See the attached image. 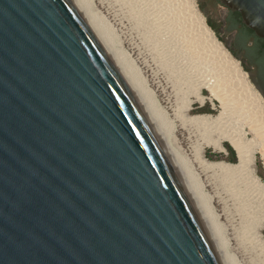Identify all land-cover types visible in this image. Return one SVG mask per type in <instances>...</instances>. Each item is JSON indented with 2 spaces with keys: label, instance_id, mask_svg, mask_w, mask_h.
<instances>
[{
  "label": "water",
  "instance_id": "1",
  "mask_svg": "<svg viewBox=\"0 0 264 264\" xmlns=\"http://www.w3.org/2000/svg\"><path fill=\"white\" fill-rule=\"evenodd\" d=\"M264 40V0H217ZM0 264H221L69 0H0Z\"/></svg>",
  "mask_w": 264,
  "mask_h": 264
},
{
  "label": "rangeland",
  "instance_id": "2",
  "mask_svg": "<svg viewBox=\"0 0 264 264\" xmlns=\"http://www.w3.org/2000/svg\"><path fill=\"white\" fill-rule=\"evenodd\" d=\"M87 1L91 5L90 7L91 12L96 14L97 17L100 18L99 20H101L102 24L104 23L103 25L107 29H109L108 32L109 33L111 32L110 34H112L111 37L113 38L112 41H114L113 44L116 46V48H118L119 50L123 52L136 78L139 80L141 88L146 92L150 100H152L153 104L155 105V113L157 114L158 118L162 120V122L165 124V127L169 131L167 135L168 141H169L168 144L171 147V149L174 150L177 156H179L186 164L189 174L193 178V181L196 184L199 192L201 193L207 205L209 206L210 211L214 217V220L220 228L221 235L223 236L225 240L226 248L231 255V262L233 264H263L261 262L263 258L260 255H258L259 253L255 249H253L252 246L247 241L246 233L244 232L243 225L240 222L241 217H239L238 212L235 211L232 200L229 197L228 191L226 190V184H225L226 182L223 181L222 178L218 176L217 173H213L209 169L205 168V164H204V161L205 162L224 161L226 163L236 164L238 161L236 152L226 140H221V145L223 146L222 151L213 150L211 146L205 145L204 143H202L197 131L194 130L193 126L191 125L189 126L188 123L183 122L182 120L183 116L190 117V116L202 115V114H209L212 116L217 115L220 111V103L218 102L217 99L213 98L210 95L209 91L206 88H201V92L204 96L203 102L200 104L198 101L193 100L190 95H188L187 98L191 101L189 108L185 109L182 107L184 103L182 102L181 97H182L183 90H185L186 88H185V84L182 81L178 80L179 72L177 73L175 72L176 71L175 67L180 66L178 65V63L180 64L181 62H183L181 64L183 66L184 60L186 61L185 64L188 62L189 63L192 62L191 64H195L194 66L193 65L192 66L194 68L195 66L198 68V70L197 68H195L198 73L194 71L196 75L198 74L201 76L203 75L205 78H207V74L208 76H212V73L216 70L212 72L211 70L212 68L209 62H207V64L204 65L203 61L205 60L202 61L201 59L199 61L198 60L196 61V59H194V61H190L191 59H193V57L190 59L191 56L187 53V50L193 48V45L191 44V42L196 40V43L194 44H197V43L201 44V41L198 42L199 41L198 36H196L197 32L195 33L196 29L194 28L193 23H190L192 21L187 20L188 15L183 9L184 7H183V4L181 3V0H156V1L148 0L149 2L155 1V3L154 2L153 3L154 5L155 4L157 5L151 7L152 12L154 14L152 12H149L150 13L149 15L151 16L153 15L152 17L153 20H151L150 18H149L150 20L146 19V23H144V26H142L140 23H138L139 24L138 25L136 21H134L133 14H131V12L128 11V6L124 4V3L129 4L131 0H122V1H119V0H87ZM194 2L198 9V12L204 18L205 24L211 29L214 37L221 43L224 49H226L229 52V54L238 62L240 68L246 73V80L251 85L252 87L251 89L254 90L260 96L261 101L264 104V99L262 95L257 90V88L254 86V84L252 83V81L250 80L248 76V71H247L248 65L245 63H242L238 57L233 55L231 51L232 50L231 40L233 38V31H230L227 33L224 32L220 25L221 21H218L216 23L212 22V24H214L213 25L214 27L210 26L208 23L209 19L206 17V14L202 12L197 1L194 0ZM210 2L213 3L211 15L216 16V18L219 20H222L226 12V7L219 4L217 0H210ZM148 10L150 11V9ZM155 19L156 20L159 19V20L156 21ZM163 22H165L166 25H169L165 27L166 28L165 30H164V27L162 26ZM149 28H150V32L156 33V34L150 33ZM171 33L173 36L171 35ZM151 34L153 35L152 37L150 36ZM167 34H169L168 35L169 41L164 40ZM191 34L193 36H191ZM160 39L163 40L164 43L168 41L165 44H167L168 47H170L169 49L170 54L168 53L169 58L167 57L166 52H164L165 44L164 43H163L164 45L161 44L162 41ZM174 39L176 42L174 41ZM157 41L158 43H156ZM202 44L199 46H204ZM160 46L162 47V49L160 48ZM186 46L187 47L189 46V47L187 48ZM203 49L205 53L209 52L205 54V56L208 55L206 56V60L210 61V60L215 59L213 58L214 54L211 56L210 49L205 50L207 49V47L205 46L204 48L202 47V50ZM202 50L200 48V53L202 52ZM154 52L156 53L160 52L159 54L161 55L163 53L165 54V57L159 54H156ZM187 55L188 57L190 56L189 60L186 59ZM203 55L201 57L205 59V56ZM175 56H178V57H175ZM209 56H211L212 58ZM164 58H166L165 59L166 61L163 60ZM180 58L182 61L180 60ZM189 63L188 65H186L187 67L189 65L191 66V64ZM196 63L197 65L199 64V66L201 67L199 68L196 65ZM208 64L210 65L211 69L207 68ZM202 66H205V68ZM193 67L188 68V70L190 69V72L187 70L186 75H188L189 73L190 75H192L191 72H193V69H194ZM218 67L214 68V69H217L216 73L217 74L220 73L221 77L223 75V78H224V84L222 85V88L220 87L222 90H220V88L219 90L222 91V93H224L225 90H227V88L229 89L231 87L228 90L230 92L226 91L228 94L230 93V95L228 96L226 92L223 95H227L226 97L231 98L230 96L234 94L232 97H236L237 94L235 96V93L239 92L238 93L239 97L238 96L236 97V99L239 100V102L235 100L236 102L234 101L233 103L234 105L229 103L230 106L232 105L233 107L235 106V109L238 111V109L242 107V103H245L243 105L244 107L246 105V102L249 101L247 102L248 104L246 105V107L249 106L248 109H250V107L254 105V102H252L253 100L251 99V94L249 93L250 91L247 92V89L244 88V86H243L244 90L242 89L241 87L242 85H240L242 83L239 81V78L237 81V76H235L234 73L232 74L233 75L232 77L230 73L232 72L231 70L229 72V70H226L227 67H223L222 64L220 65L219 68ZM221 67L224 69H222ZM201 68H203L204 71L206 72H204ZM206 68L208 70H206ZM209 69L211 70L212 73L209 71ZM199 70L206 74L204 73L202 74ZM209 72L211 73V75L209 74ZM209 79L212 80L213 78L209 77ZM177 82L178 83L180 82V83L178 84ZM225 85H227L226 86L227 88L225 87ZM232 91H233V94L231 93ZM245 91L248 94V96L246 95ZM240 96L242 97V99ZM234 99H232V101ZM240 100L241 102L242 100L245 101L241 103V106H240ZM249 103L250 104L253 103L252 106ZM236 107L237 108L239 107V108L237 109ZM246 107L244 108L247 110ZM255 107L256 106L252 108L254 110L257 109L258 111L259 110L258 107L257 108ZM242 108H240L238 112V113L242 112V116H238L237 119H239L240 121L243 120L240 123H242L243 130L245 131L244 138L247 140H251V139L256 140L255 132L252 131L253 128L248 127V125H250L248 123L251 122V119H254V118L257 119L258 117L257 115H255V113L252 114L251 113L252 111H250L251 110L250 109L249 110L250 112L247 110V113H250L253 116L252 115L250 116L248 114L247 118L244 119L245 117L243 118V115L246 112V110ZM241 109L245 110V112H243ZM247 119L250 122L248 121L245 122ZM258 120L259 119H257L256 121ZM226 145L229 146L233 151V157H234L233 160L230 159L231 155H230V152L227 150ZM251 168L254 173V176L258 177L262 182H264V158L261 155L260 149H255V152L253 154V160L251 163ZM259 233L264 239V223Z\"/></svg>",
  "mask_w": 264,
  "mask_h": 264
},
{
  "label": "bare ground",
  "instance_id": "3",
  "mask_svg": "<svg viewBox=\"0 0 264 264\" xmlns=\"http://www.w3.org/2000/svg\"><path fill=\"white\" fill-rule=\"evenodd\" d=\"M69 1L72 4V6L75 8V10L78 12L81 19L84 21V23L86 24V26L88 27V29L90 30V32L92 33V35L94 36V38L96 39V41L98 42V44L100 45V47L102 48L104 53L110 59L114 68L116 69V71L120 75L121 79L126 84L127 88L129 89L130 93L132 94L133 98L137 102L140 109L142 110V113L144 114V116L148 120L152 130L154 131L156 137L158 138L160 144L162 145V148H163L170 164L172 165L174 171L176 172V175L178 176V178H179V180H180V182L184 188L185 193L187 194L193 208L195 209V211H196V213H197V215H198V217H199V219H200V221H201V223L205 229V232L208 236V239H209L217 257L219 258L221 264H233L231 262V255L226 248L225 240H224L223 236L221 235L220 228H219L218 224L215 222L209 206L207 205L203 196L199 192L196 184L193 181V178L189 174V171L187 170L186 164L184 163V161L179 156H177V154L174 152V150H172L171 147L169 146V144H168L169 141H168V136H167L169 133L168 129L165 127V124L162 122V120H160L158 118L157 114L155 113V105L153 104L152 100H150V98L148 97L146 92L141 88L140 82L136 78V76H135L128 60L124 56L123 52L121 50H119L118 48H116V46L113 44L114 41H112L113 38L111 37V35H112V34H110L111 32L109 33L108 32L109 29H107L103 25L104 23L102 24L101 20H99L100 18L97 17L96 14L91 12V8H90L91 5L88 3L87 0H69ZM119 1H122V0H119ZM155 1H153V2L155 3ZM148 2H149L148 0H131V2H129V4L124 3V2L123 3L128 6V11H130L131 14H133L134 21H136L137 24L140 23L142 26H144V23H146V19L150 18L151 20H153L152 19L153 15L152 16L149 15L150 14L149 12H152L151 7L157 5V4L154 5L153 2H149V3ZM181 3L183 4V7H184V8L183 7L182 8L184 9L186 14L188 15L187 20H191L192 22H190V23H193V26L196 29L195 33L197 32L196 36H198V40H199V41L198 40L197 41L198 42L201 41V44L203 43L202 45L207 47V49H205V50L210 49L211 56L214 54L213 58H215V59L210 60V61L206 60V56H208V55L205 56V54H207L209 52L206 51L207 53H205L204 49L202 50V47L204 48V46H199L201 44H199V43H197L199 45L194 44V43H196V40H195V41L191 42V44L193 45V48L190 47L191 49L187 50V53L191 56V57L189 56L190 59L193 57V59H191L190 61H194V59H196V61L197 60L199 61L201 59H202V61L205 60L206 63H205V61H203L204 65H206L207 62H209L212 69L210 68L209 64L207 65V68H210L212 70V72L214 70L217 71V69H214V68H217L218 65L220 67V65L222 64L223 67H227V69L226 68L225 69L229 70V72L231 70L232 71V72H230L231 75L234 73V75L237 76V81L239 78V81L242 83V84H240V85H242L241 86L242 89L244 86V88L247 89V92L250 91L249 93L251 94V99L253 100L252 102H254V105L252 106L253 103L250 104L251 101L249 104L252 107H254V106H256L255 108L258 107V109H259L258 111H257V109L254 110L252 107H250L251 110L248 109L249 106L246 107V105L248 104L247 102H249V101H247L246 105L244 106L247 108L248 111L249 110L252 111L251 112L252 114L255 113V115H257V117H258L257 119H259L258 121H256L257 119H255L253 117L254 119H251V122L248 120L249 118L245 121V122H247V121L250 122V123H248V124H250V125H248V127L253 128L252 131L255 132V135H256V140L255 139L247 140L244 138L245 131L243 130L242 123H240L243 120L240 121L239 119H237L238 116H242V112L241 113H238V112H239V109L242 108L243 105L245 104V103H242L244 100H242V102L240 100V106L242 103V107L239 106L240 107V108L238 107L239 109L236 107L238 109V111H237L235 109V106L233 107V105H234L233 103L235 100H237L236 97L239 95L238 94L239 92L235 93V96L237 94L236 97H232L234 95L233 91H232L231 93L233 95L230 96L231 98H228L226 96L227 95L229 96L230 93L228 94L226 91H228L231 87L228 89L226 87L227 85H225V87L227 88V90H225L227 95H223V94H225V92L223 91L224 93H222V91H220V90H222L221 88H222V85L224 84L223 75L221 77L220 73H219L220 75L217 74L216 71H214L212 73L211 70L209 69V71L212 73V76H208V74H207V78H205L203 75L201 76L199 74H198L199 75L198 76L194 72V71H196L195 68H197L196 66H195V68L193 67L195 64H191L192 62L191 63L188 62L189 64H191V66L190 65L189 66L193 67L195 69V70L193 69V72H191L192 75H190V73H189L190 69L188 70V68H190V67L186 66V65H188V63L185 64V62H186L185 60H184L183 66L181 65L183 62H181L180 64L178 63V65H180V66L175 67V70H176L175 72L176 73L179 72L178 80L182 81L185 84V88H186L185 90H183L182 97H181L182 98L181 100L184 103L182 105L183 108H185V109L189 108L191 101L187 98L188 95H190L193 100L198 101L200 104L203 102L204 96L201 92V88H206L209 91L210 95L213 98L217 99L218 102L220 103V111L217 115L212 116L209 114H202V115H195V116H190V117L183 116L182 120H183V122L188 123L189 126L190 125L193 126L194 130L197 131L199 138L201 139L202 143H204L205 145L211 146L213 148V150L222 151L223 146L221 145V140H226L231 145V147L234 149V151L236 152L237 160H238L236 164H230V163H226L224 161H219V162H205L204 161V164H205V168L209 169L213 173H217L218 176H220L222 178V180L226 182L225 183L226 184V190L229 193V197L232 200L233 207H234L235 211H237L239 214V217H241L240 222L242 223L244 232L246 233L247 241L252 246V248L255 249L259 253L258 255H260L263 258L262 260L261 259L260 260L264 264V239L262 238L261 234L259 233V231L262 229L263 223H264V182H262L258 177L254 176V173H253L252 168H251V163L253 160V154L255 152V149H260L261 155L264 158V104L261 101L260 96L254 90L251 89L252 88L251 85L246 80V73L240 68L238 62L229 54V52L226 49H224V47L221 45V43L214 37L211 29L205 24L204 18L198 12V9L195 5L194 0H181ZM148 9H150V11ZM158 20H156V21H158ZM166 21H167V19H166ZM160 22H162V21H160ZM151 23H153V22H151ZM162 26L164 27V30H165L166 29L165 27H167L169 25H166L165 22H163ZM147 27H149V26H147ZM187 28H188V26H187ZM149 32H150V28H149ZM150 33H152V32H150ZM158 33H159V31H158ZM152 34H156V33H152ZM152 34L150 35L151 37L153 36ZM168 35L169 34L166 35L167 39L165 37L164 40L169 41ZM171 35H172V33H171ZM191 36H193V35L191 34ZM159 38H160V36H159ZM189 38H190V36H189ZM186 40H187V38H186ZM161 41H162L161 44H163L164 41L163 40H161ZM168 41H166V42H168ZM174 41H175V39H174ZM174 41H173V43H174ZM156 43H158V41ZM161 46H160V48L162 49L163 46L162 47ZM186 47H185V49H186ZM164 48H163L164 52H166L167 57H168L169 56L168 53L170 52V50H169L170 47H168V45L165 44ZM182 48H183V46H182ZM200 48L202 50L201 53H200ZM203 51H204V53H203ZM154 53H156V52H154ZM159 53H156V54H159ZM159 55H161V54H159ZM202 55L205 56V59L203 57H201ZM161 56L165 57V54L162 53ZM211 56H209V57H211ZM163 57H161V58H163ZM175 57H178V56H175ZM186 57L185 58L189 60L188 55ZM170 58H171V56H170ZM181 58H180V60H181ZM165 59L166 58H164L163 60H165ZM193 63H195V62H193ZM197 63H196V65H197ZM197 66L199 68L201 67V66H199V64ZM202 67L205 68V66H202ZM169 68H171V67H169ZM207 68H206V70H208ZM201 69L204 71L203 68H201ZM222 69H224V68H222ZM187 70L189 71L188 72L189 74L187 73L188 75H186ZM191 70H192V68H191ZM197 70H198V68H197ZM204 72H206V71H204ZM204 72H201V73L203 74ZM210 72H209V74L211 75ZM224 73H225V71H224ZM204 74H206V73H204ZM193 75H194V77H193ZM175 76H177V75H175ZM209 77H212L213 79L210 80L211 78L209 79ZM218 77H220V78H218ZM232 77H233V75H232ZM176 79H177V77H176ZM219 88H220V90H219ZM228 92H230V91H228ZM245 93H246V91H245ZM250 94H249V96H250ZM246 95L248 96L247 93H246ZM232 99H234V100L232 101ZM241 99H242V97H241ZM237 102H239V100H237ZM229 103L233 104V105L230 106ZM245 110H242V111L245 112ZM247 110L245 112L246 114L244 113V115H243V118L245 117L244 119L247 118L248 114L250 116L252 115L250 113H247ZM259 112L262 114H260ZM241 119H242V117H241Z\"/></svg>",
  "mask_w": 264,
  "mask_h": 264
},
{
  "label": "flooded vegetation",
  "instance_id": "4",
  "mask_svg": "<svg viewBox=\"0 0 264 264\" xmlns=\"http://www.w3.org/2000/svg\"><path fill=\"white\" fill-rule=\"evenodd\" d=\"M196 1L212 27H214L212 22L221 21L220 25L224 32L233 31L231 51L242 63L248 65V76L264 99V40L255 36L240 22L237 12L229 11L226 8L222 20H219L216 16L211 15L213 3L210 0Z\"/></svg>",
  "mask_w": 264,
  "mask_h": 264
},
{
  "label": "trees",
  "instance_id": "5",
  "mask_svg": "<svg viewBox=\"0 0 264 264\" xmlns=\"http://www.w3.org/2000/svg\"><path fill=\"white\" fill-rule=\"evenodd\" d=\"M209 23V22H208ZM209 25L211 26V23H209ZM226 148H227V150L230 152V155H231V158L230 159H234V157H233V151H232V149L229 147V146H227L226 145Z\"/></svg>",
  "mask_w": 264,
  "mask_h": 264
},
{
  "label": "built area",
  "instance_id": "6",
  "mask_svg": "<svg viewBox=\"0 0 264 264\" xmlns=\"http://www.w3.org/2000/svg\"><path fill=\"white\" fill-rule=\"evenodd\" d=\"M213 33V32H212Z\"/></svg>",
  "mask_w": 264,
  "mask_h": 264
}]
</instances>
